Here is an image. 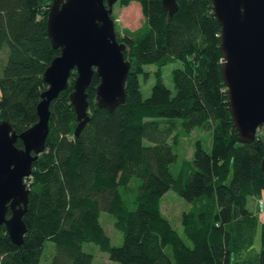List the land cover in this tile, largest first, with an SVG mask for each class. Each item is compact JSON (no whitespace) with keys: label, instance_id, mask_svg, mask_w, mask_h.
I'll list each match as a JSON object with an SVG mask.
<instances>
[{"label":"trees","instance_id":"trees-1","mask_svg":"<svg viewBox=\"0 0 264 264\" xmlns=\"http://www.w3.org/2000/svg\"><path fill=\"white\" fill-rule=\"evenodd\" d=\"M50 1L0 0V118L16 131L37 119L47 85L42 72L59 52L46 31ZM138 1L143 18L134 29L118 27L110 13L129 59L124 100L112 109L98 105L94 70L86 85L89 117L74 134L68 93L76 69H70L66 85L49 101L45 144L24 177L22 240L14 242L0 223V264H38L46 239L54 244L46 264H92L85 240L119 264H264V220L248 205L252 195L264 201V122L253 138H238L212 2L177 0L168 15L161 0ZM173 59L180 64L171 68V91L160 65ZM147 62L156 67L150 91L142 95L139 77ZM194 127L198 132L190 136ZM15 143L22 144L19 136ZM169 187L189 200L180 212L181 228L160 207ZM101 209L112 213L121 242L111 241Z\"/></svg>","mask_w":264,"mask_h":264},{"label":"water","instance_id":"water-1","mask_svg":"<svg viewBox=\"0 0 264 264\" xmlns=\"http://www.w3.org/2000/svg\"><path fill=\"white\" fill-rule=\"evenodd\" d=\"M115 0H51L46 31L59 52L51 57L42 75L47 85L36 104L37 119L16 131L0 118V223L4 222L14 242L22 240L26 224L22 213L27 205L32 159L43 149L48 131L49 101L76 74L69 99L73 103L76 134L89 117L86 85L95 70V101L112 109L125 98L124 80L129 59L125 42L115 34L111 16ZM220 24V71L225 82L227 102L240 140L254 137L264 122V0H211ZM172 14L177 0H161ZM22 144L15 143L16 137ZM264 168V156L260 159ZM7 208L10 209L6 214Z\"/></svg>","mask_w":264,"mask_h":264},{"label":"rangeland","instance_id":"rangeland-1","mask_svg":"<svg viewBox=\"0 0 264 264\" xmlns=\"http://www.w3.org/2000/svg\"><path fill=\"white\" fill-rule=\"evenodd\" d=\"M112 11L115 18L116 25L118 27L127 26L130 29H134L140 25L143 13L140 8V3L138 0H129L125 4H121L118 0H115L112 5ZM5 60V50L0 49V72ZM180 64V59L169 60L160 65L161 74L163 81L167 86L170 87L171 91H174V85L171 75V68L175 65ZM156 67V63L147 62L144 64V68L148 69L146 74L141 73L139 77L140 90L142 95H146L150 91L151 84L154 80L153 69ZM198 132V128L194 127L190 132V136H195ZM186 144L185 149L187 154L191 153V145L187 143V137H185ZM176 147V145H175ZM258 205L256 203V196L252 195L248 199V205L253 207ZM189 205V200H187L182 195H179L171 187L164 190L160 199V207L162 211L170 218L171 222L181 228L180 222V212L182 209L187 208ZM259 208H264V203L259 204ZM260 220H263L259 218ZM99 220L102 223L105 231L110 235L111 241L114 243L121 242L122 232L119 228L115 227L113 224V215L105 209H101L99 213ZM259 234H256V245H258ZM82 247L92 253V264H119L118 260L108 257L105 250H102L98 245L92 240H85L82 242ZM54 250L53 241L46 239L38 264H46Z\"/></svg>","mask_w":264,"mask_h":264},{"label":"crops","instance_id":"crops-1","mask_svg":"<svg viewBox=\"0 0 264 264\" xmlns=\"http://www.w3.org/2000/svg\"><path fill=\"white\" fill-rule=\"evenodd\" d=\"M259 197H262V198L264 199V188L261 189L260 194H259ZM256 203H257L258 205H254V204H253V207H252V206H251V207L257 212L259 218L263 219V218H264V208H259V204H260V203H258L257 201H256ZM261 203H264V201L261 202ZM263 220H264V219H263Z\"/></svg>","mask_w":264,"mask_h":264},{"label":"built area","instance_id":"built-area-1","mask_svg":"<svg viewBox=\"0 0 264 264\" xmlns=\"http://www.w3.org/2000/svg\"><path fill=\"white\" fill-rule=\"evenodd\" d=\"M259 200L261 201L262 199L260 198Z\"/></svg>","mask_w":264,"mask_h":264}]
</instances>
